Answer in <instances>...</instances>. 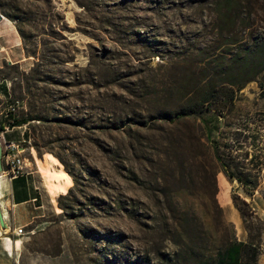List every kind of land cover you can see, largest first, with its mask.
I'll return each instance as SVG.
<instances>
[{"label":"rangeland","instance_id":"374dc122","mask_svg":"<svg viewBox=\"0 0 264 264\" xmlns=\"http://www.w3.org/2000/svg\"><path fill=\"white\" fill-rule=\"evenodd\" d=\"M223 1L0 0V12L19 16L12 20L27 55L3 70L13 98L23 101L16 118L26 117L31 131L25 160L33 150L57 164L58 172L46 169L54 191L64 189L62 178L70 185L63 193L75 184L58 154L80 179L76 197L64 198L63 206L57 197L20 234L13 254L0 242V264H194L193 253L172 262L158 257L167 245L177 248L168 239L177 207L188 211L197 232L203 224L205 240L214 244L218 217L212 206L208 213L209 179L188 159V122L153 116L196 88L208 60L234 50L228 42L235 31L219 29ZM241 2L252 10L240 23L249 42L263 30L264 0ZM238 104L236 115L258 117L263 126L256 81L239 92ZM220 173L223 225L246 239L233 200L237 183ZM256 196L264 219V177ZM255 224L260 256L248 264H264V225Z\"/></svg>","mask_w":264,"mask_h":264},{"label":"trees","instance_id":"16d2710c","mask_svg":"<svg viewBox=\"0 0 264 264\" xmlns=\"http://www.w3.org/2000/svg\"><path fill=\"white\" fill-rule=\"evenodd\" d=\"M261 10L264 11V5ZM251 11L245 12L241 0L223 1L220 5L222 23L219 29L227 33L235 31L228 42L234 50L225 49L213 60H208L204 67L206 76L196 88L177 105L161 108L153 116L154 119L167 122H188V159L193 165H198L209 179L207 189L208 194H211V203L207 205L208 213L213 207L218 217L217 228L211 233L219 234V237L210 245L203 236L204 231L208 233L203 224L197 232L196 227L187 223L190 218L187 217L186 209H172L174 228L168 239L177 248L167 245L168 248L159 249L158 257L162 261L172 262L175 255L179 257L188 253L195 255L194 264H248L249 261L257 263L259 260L262 236L260 232L256 233L255 222L264 225V219L259 216L255 203L259 204L261 201L256 195L264 177V123L260 126L258 117L254 119L250 114H235L239 109V92L248 83L256 81L260 94L264 96V12L261 16L263 30L259 33L254 31L251 41L244 40V27L243 24L240 25L245 23L246 16H250ZM7 15L14 20L19 17L12 12ZM18 27L25 37L24 29L20 25ZM26 121V117L16 118L14 124ZM57 156L75 181L66 193L58 196L59 203L63 206L64 198L76 197L75 185L80 179L64 158L59 154ZM220 171L223 172L220 173V178L225 177L233 184L237 183L233 200L245 219L248 232L246 239L239 238L234 226L230 228L223 225L221 206L216 197L217 174Z\"/></svg>","mask_w":264,"mask_h":264},{"label":"crops","instance_id":"0c3cea01","mask_svg":"<svg viewBox=\"0 0 264 264\" xmlns=\"http://www.w3.org/2000/svg\"><path fill=\"white\" fill-rule=\"evenodd\" d=\"M22 43L15 22L2 13L0 17V136H5L7 140L18 144L22 156L26 158L25 151L28 147L25 142L31 137L30 128L26 123L5 127L9 119L7 107L14 98L11 79L3 74L4 68L9 64L23 63L27 60ZM30 154V158L25 160L26 167L23 173L11 177L6 171L0 172V206L8 224L4 228L0 223V242L4 249L3 236L11 237L13 234L14 240L20 239L18 237L21 235L16 233L17 228L20 226L27 228L37 218L44 216L49 207L54 205L57 197L70 186L65 178H62L60 185L64 186V189L54 191L51 187L53 180L49 179L46 169L58 172L59 167L49 160L46 153L41 156L31 150ZM6 168L7 162L3 157V169Z\"/></svg>","mask_w":264,"mask_h":264},{"label":"built area","instance_id":"2783aa9c","mask_svg":"<svg viewBox=\"0 0 264 264\" xmlns=\"http://www.w3.org/2000/svg\"><path fill=\"white\" fill-rule=\"evenodd\" d=\"M23 101L18 98H14L9 102L7 107V116L8 122L5 126L6 128H10L15 125V119L17 117V112L21 108ZM0 141L3 144L4 154L3 157L6 159L7 168L3 169L2 172H5L11 177L19 175L24 172L26 163L25 158L22 156L21 150L19 149L18 144L15 142L9 141L5 138V136H0ZM26 231L24 226H20L17 228L16 233L22 234Z\"/></svg>","mask_w":264,"mask_h":264},{"label":"bare ground","instance_id":"6f19581e","mask_svg":"<svg viewBox=\"0 0 264 264\" xmlns=\"http://www.w3.org/2000/svg\"><path fill=\"white\" fill-rule=\"evenodd\" d=\"M6 251L13 254L17 246H21L22 240H14L12 237L5 235L2 237Z\"/></svg>","mask_w":264,"mask_h":264},{"label":"water","instance_id":"95a60500","mask_svg":"<svg viewBox=\"0 0 264 264\" xmlns=\"http://www.w3.org/2000/svg\"><path fill=\"white\" fill-rule=\"evenodd\" d=\"M1 16L2 13H0V17ZM3 154H4L3 144L0 141V172L3 171ZM0 223L4 228L8 226L7 222L4 219V213L1 206H0Z\"/></svg>","mask_w":264,"mask_h":264}]
</instances>
